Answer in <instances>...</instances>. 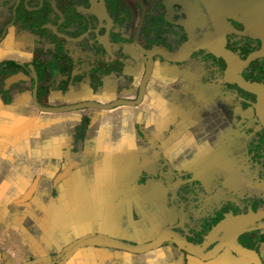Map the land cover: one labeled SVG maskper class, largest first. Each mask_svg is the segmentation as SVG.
<instances>
[{
    "label": "flooded vegetation",
    "instance_id": "flooded-vegetation-1",
    "mask_svg": "<svg viewBox=\"0 0 264 264\" xmlns=\"http://www.w3.org/2000/svg\"><path fill=\"white\" fill-rule=\"evenodd\" d=\"M232 7L0 0V264H264V40ZM163 232L193 252L107 244Z\"/></svg>",
    "mask_w": 264,
    "mask_h": 264
},
{
    "label": "water",
    "instance_id": "water-1",
    "mask_svg": "<svg viewBox=\"0 0 264 264\" xmlns=\"http://www.w3.org/2000/svg\"><path fill=\"white\" fill-rule=\"evenodd\" d=\"M227 2V1H226ZM233 2V9L236 14H240L243 19H245L251 26L253 27L254 30L258 32L259 35L262 36V39L264 40V0H231V3ZM250 6V8L248 7ZM246 17L244 18V16ZM259 56H264V48L255 53L250 55L244 62L242 61L240 63V66H246L248 62L251 59H254ZM242 87L245 90L257 93L259 98H258V113L260 116L261 121L264 124V111L261 109V94L256 90L255 86L250 83H243ZM260 102V105H259ZM68 168H66L63 173L60 174V178L64 179L68 175ZM164 240H170L174 243H176L180 248L188 251V252H193L191 249V246L184 241L182 238H180L177 235L170 234V233H161L159 237L152 243L137 246V247H131L125 244H122L121 242L117 241H111L107 242L108 245H112L117 248L125 249L128 251H134L136 253H142L145 251H148L150 249L155 248L157 245H159L162 241Z\"/></svg>",
    "mask_w": 264,
    "mask_h": 264
},
{
    "label": "rangeland",
    "instance_id": "rangeland-1",
    "mask_svg": "<svg viewBox=\"0 0 264 264\" xmlns=\"http://www.w3.org/2000/svg\"><path fill=\"white\" fill-rule=\"evenodd\" d=\"M116 109H117V108H116ZM118 109H123L124 111H125V110H128V108H124V107H123V108H118ZM115 111H116V110H114L113 112H115Z\"/></svg>",
    "mask_w": 264,
    "mask_h": 264
}]
</instances>
